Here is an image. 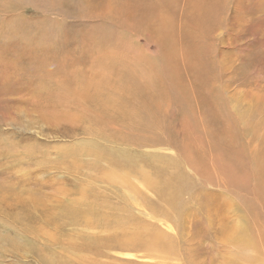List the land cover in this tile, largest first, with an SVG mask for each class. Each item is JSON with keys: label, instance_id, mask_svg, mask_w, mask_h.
Segmentation results:
<instances>
[{"label": "rangeland", "instance_id": "rangeland-1", "mask_svg": "<svg viewBox=\"0 0 264 264\" xmlns=\"http://www.w3.org/2000/svg\"><path fill=\"white\" fill-rule=\"evenodd\" d=\"M0 264H264V0H0Z\"/></svg>", "mask_w": 264, "mask_h": 264}, {"label": "bare ground", "instance_id": "bare-ground-1", "mask_svg": "<svg viewBox=\"0 0 264 264\" xmlns=\"http://www.w3.org/2000/svg\"><path fill=\"white\" fill-rule=\"evenodd\" d=\"M22 36V35H21ZM148 93V92H147ZM155 93V92H154ZM151 94V93H150ZM148 95V94H147ZM152 97V96H151ZM154 98V97H153ZM149 114H150V112H149ZM152 116V115H151ZM125 157H123L122 159H124ZM121 159V160H122ZM126 159H127V157H126ZM124 160V161H127V160ZM127 162H129V161H127ZM124 164V163H123ZM123 164L122 163H116V165H122L123 166ZM127 165V164H126ZM127 167V166H126ZM167 174V173H166ZM168 179V178H167ZM171 179V178H170ZM166 180V179H165ZM169 180V179H168ZM149 182V185H150V187H152L153 189H155L157 192H160L161 190L162 191H164V192H168V193H170V188H168V190H166V185L164 186H158L157 185V183L155 182V181H152V180H149L148 181ZM155 182V183H154ZM160 183V182H159ZM162 184V183H161ZM167 184H168V182H167ZM165 188V189H164ZM40 225V224H39ZM147 230H148V233H143L142 231H140V232H134V233H129V235H131L132 237H139V236H143V237H147L148 236V241H149V243H150V241H153V240H155L156 238H158L160 235H163L161 232H159V231H157V230H149V228L147 227ZM234 231H235V233L236 234H234ZM231 232H233V234H230V232L228 233V239L230 240V241H232V240H237L239 237H240V241L243 243V241H244V243H246V244H250V239H249V237H248V233H247V231H246V229H243V228H241L240 230H239V232L237 233V229L236 230H233L232 231V228H231ZM247 233V234H246ZM123 239H125V241L124 242H126V241H134V240H130L126 235H123L122 237H120L119 238V241H121V242H123ZM228 239H227V241H228ZM144 240H147V239H144ZM229 242V241H228ZM140 244H147V243H145V242H139ZM259 263V262H258Z\"/></svg>", "mask_w": 264, "mask_h": 264}]
</instances>
